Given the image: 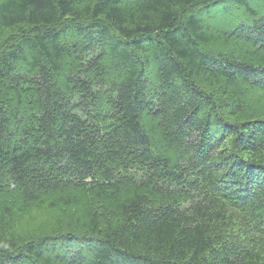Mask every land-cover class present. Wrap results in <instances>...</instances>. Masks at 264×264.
<instances>
[{
  "label": "trees",
  "instance_id": "trees-1",
  "mask_svg": "<svg viewBox=\"0 0 264 264\" xmlns=\"http://www.w3.org/2000/svg\"><path fill=\"white\" fill-rule=\"evenodd\" d=\"M0 264H264V0H0Z\"/></svg>",
  "mask_w": 264,
  "mask_h": 264
}]
</instances>
